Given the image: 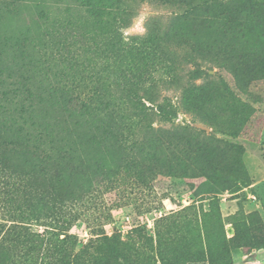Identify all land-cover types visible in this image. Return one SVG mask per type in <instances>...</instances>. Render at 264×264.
<instances>
[{
    "label": "rangeland",
    "instance_id": "374dc122",
    "mask_svg": "<svg viewBox=\"0 0 264 264\" xmlns=\"http://www.w3.org/2000/svg\"><path fill=\"white\" fill-rule=\"evenodd\" d=\"M203 1L188 16L143 2L95 44L41 35L39 50L65 42L55 72L110 102L121 128L100 153L77 136L64 185L10 162L38 192L0 209V264H264V0ZM45 111L61 147L76 139Z\"/></svg>",
    "mask_w": 264,
    "mask_h": 264
},
{
    "label": "trees",
    "instance_id": "16d2710c",
    "mask_svg": "<svg viewBox=\"0 0 264 264\" xmlns=\"http://www.w3.org/2000/svg\"><path fill=\"white\" fill-rule=\"evenodd\" d=\"M73 2L77 3L76 8ZM143 2L169 7L172 14L178 12L170 7H183L179 14L187 16L194 15L205 4L203 0H0V11L14 20L10 26L0 24V209L5 214L9 215L8 209L19 203L22 195L35 196L38 192L25 180L26 175L11 166L13 159L30 158L42 176L64 185L70 179L68 165L77 151V136L90 139L84 142L85 150L100 153L105 148L102 138L112 137L121 128L119 115L110 102L100 94L78 90L64 71L55 72L65 65V42H59L56 49L44 45L39 50L41 35L64 40L67 36L58 35V29L77 30L85 43L95 44L103 36L129 28L134 9ZM67 3L71 6L62 14L60 8L53 6ZM48 27L53 32L47 33ZM179 45L182 50L183 44ZM53 107L65 116L66 133L70 136L72 128L76 136L62 147L61 134L59 137L41 115L46 114L45 108ZM151 109L144 107L139 113L142 117L169 114ZM159 167L173 173L169 165ZM28 186L30 190H24Z\"/></svg>",
    "mask_w": 264,
    "mask_h": 264
},
{
    "label": "water",
    "instance_id": "95a60500",
    "mask_svg": "<svg viewBox=\"0 0 264 264\" xmlns=\"http://www.w3.org/2000/svg\"><path fill=\"white\" fill-rule=\"evenodd\" d=\"M200 128L205 129L203 126L198 125Z\"/></svg>",
    "mask_w": 264,
    "mask_h": 264
}]
</instances>
